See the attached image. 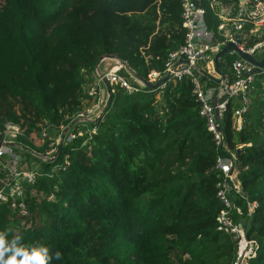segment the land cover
<instances>
[{
    "label": "trees",
    "instance_id": "trees-1",
    "mask_svg": "<svg viewBox=\"0 0 264 264\" xmlns=\"http://www.w3.org/2000/svg\"><path fill=\"white\" fill-rule=\"evenodd\" d=\"M2 1L0 133L19 123L26 129L20 141L38 151L48 143L36 147L31 134L68 125L83 110L102 58L114 55L150 79L185 41L182 0ZM207 7L215 27L219 19ZM238 57L225 55L221 66L231 69ZM200 76L208 87L218 82ZM194 88L189 76L134 93L113 86L102 117L86 123L96 132L42 161L26 224L0 205V232L29 251L46 245L48 264H233L236 241L218 229L223 174ZM250 99L243 130L233 126L234 103L224 128L247 197L233 193L241 213L232 216L258 244L251 264H264V74ZM56 164L62 168L52 171ZM249 202L257 204L251 214Z\"/></svg>",
    "mask_w": 264,
    "mask_h": 264
},
{
    "label": "built area",
    "instance_id": "built-area-1",
    "mask_svg": "<svg viewBox=\"0 0 264 264\" xmlns=\"http://www.w3.org/2000/svg\"><path fill=\"white\" fill-rule=\"evenodd\" d=\"M182 4V18L186 29L185 41L177 50L170 53L165 70L153 71L149 80L156 82L166 76H169V79L191 77L195 87L194 94L201 105L200 113L206 120L207 128L218 152L217 169L223 174V179L218 184V198L223 205L217 218L218 229L231 234L236 241L237 249L233 264H251L257 256L258 244L248 237L243 225L236 223L232 216L234 210L241 213V209L235 204L233 193L247 197L242 191L238 176L237 150L230 147L224 127L230 105L234 103L233 126L237 131L243 130L245 114L251 106L250 93L258 75L255 73L256 66L239 56L232 62V75H224L219 83L208 87L201 80L198 62L216 54L229 42H234L241 50L252 54L256 60H262L264 58V0H228V2L182 0ZM207 5L219 19L216 29L209 25ZM252 35L258 36L259 39L249 44L248 39ZM106 59H102L100 64ZM110 59L114 64L105 72L99 70L98 83L91 87L88 93L96 102L95 108H89L87 111L85 108L80 111L68 125L59 127L49 125L45 128L42 134L44 139L42 146L48 143V147L44 151L29 149L20 141L22 137H26V129L19 123H6L4 130L0 133V205H8L20 218L22 226L26 224L29 217V197L38 196L35 184L41 174L40 167L33 169L26 167L29 161L26 160L25 154L41 159L43 162L53 161L59 154L60 145H66L82 136L80 133L74 134L72 130L75 125L81 127L99 118L96 115L100 113L103 104L102 94L106 81L111 88L118 85L125 88L128 93H134L146 86L127 67L126 62L108 58ZM122 70L128 72L130 77L123 75ZM259 74H264V66ZM131 79L137 85L133 84ZM48 129L58 130L59 133L64 132V136L61 140L54 138L48 139L47 142ZM29 140L31 141L32 138L29 137ZM242 147V145L238 146L239 149ZM61 168L59 164H56L52 171ZM53 198V195L50 196V199ZM256 206L255 202H249L250 214Z\"/></svg>",
    "mask_w": 264,
    "mask_h": 264
},
{
    "label": "rangeland",
    "instance_id": "rangeland-1",
    "mask_svg": "<svg viewBox=\"0 0 264 264\" xmlns=\"http://www.w3.org/2000/svg\"><path fill=\"white\" fill-rule=\"evenodd\" d=\"M3 4V1L0 0V5ZM235 53H232V54H229V55H234ZM104 59V58H103ZM111 60V61H110ZM108 60V58L103 61L101 64L100 62L97 64L96 66V70L94 71L93 73V81L92 82H89L86 87H85V92L87 93V98H86V101L84 102V108L83 110L86 108L85 111H87L89 108H95V104L96 102L94 101V99L92 97H90L88 95L91 87L95 86L97 83H98V80H99V77H98V74L100 71L102 72H105L107 71L110 66L112 65V63L114 64V62H112V59ZM101 61V60H100ZM111 64V65H110ZM100 70V71H99ZM105 89V88H104ZM102 100H103V104L101 105V110H100V113H98L96 115V117H102L103 113L105 112V108L107 106V103H108V100H109V93L106 92L104 90L103 94H102ZM100 109V107H99ZM81 110V111H83ZM99 118L96 120H94V122L98 121ZM43 126V124H41ZM72 125V123L70 124ZM89 126V125H88ZM91 126V125H90ZM89 127H86V125H82L81 127H79L78 125H75V128L72 130V132L74 134L76 133H80V135H84L85 133H93V132H96L95 128H90ZM48 126H43L42 127V130H41V133H33L30 137L32 138L31 142H33V144L36 146V147H41L42 144L44 143V139L42 138V134L45 130V128H47ZM61 131V130H60ZM64 132L62 133H59L58 130H55V129H48V137L46 138V141L48 139H59L61 140L62 137L64 136L63 134ZM48 142V141H47ZM42 160L41 159H37L33 156H31V158L29 159V162L28 164L29 165H26V167L28 169H33V168H36V167H42Z\"/></svg>",
    "mask_w": 264,
    "mask_h": 264
},
{
    "label": "clouds",
    "instance_id": "clouds-1",
    "mask_svg": "<svg viewBox=\"0 0 264 264\" xmlns=\"http://www.w3.org/2000/svg\"><path fill=\"white\" fill-rule=\"evenodd\" d=\"M20 240L19 237L9 240L6 232H0V264H48L50 255L46 245L29 251L19 243ZM56 258H60L59 252L56 253Z\"/></svg>",
    "mask_w": 264,
    "mask_h": 264
},
{
    "label": "water",
    "instance_id": "water-1",
    "mask_svg": "<svg viewBox=\"0 0 264 264\" xmlns=\"http://www.w3.org/2000/svg\"><path fill=\"white\" fill-rule=\"evenodd\" d=\"M228 53H237L241 58H243L245 60H248L249 62H251L252 64H254L256 66V68H255V73L256 74L261 73V68L264 66V58L262 60L258 61V60L255 59V57L252 54H249V53L245 52L244 50H241L234 42H229L219 52H217L216 57H215V64H216L217 71L223 77H224V74H223V72L220 69V60ZM104 58H116V59H119L118 57H116L114 55H107ZM119 60H121V59H119ZM122 62H124V61H122ZM127 67L130 69V67L128 65H127ZM130 70L134 73V75L137 78H139L146 85V87H149L150 89H157V88L161 87L167 80H169V76H166L164 78H161V79L157 80L156 82H152L151 80L146 79L145 77H143L138 72H135L132 69H130ZM105 84L107 85L108 92H109V100H108L107 106L105 108V111H106L107 107H108V105L110 104V101H111V86H110V84L107 81L105 82ZM61 148H62V145L59 146V150H58L59 152H60Z\"/></svg>",
    "mask_w": 264,
    "mask_h": 264
},
{
    "label": "crops",
    "instance_id": "crops-1",
    "mask_svg": "<svg viewBox=\"0 0 264 264\" xmlns=\"http://www.w3.org/2000/svg\"><path fill=\"white\" fill-rule=\"evenodd\" d=\"M218 25V23H217ZM216 25V26H217ZM211 27L213 29H216L217 27ZM217 54V53H216ZM216 54H212L211 56H209L208 58L206 59H202L198 62V70L200 71V73L204 74V75H207L208 77L210 78H213V79H216L218 80L217 83L220 82V80H222V75L217 71V68H216V64H215V57H216ZM228 54H232V53H228ZM237 54V53H236ZM227 55V54H226ZM239 58V57H238ZM113 62V60H112ZM221 62H222V59L220 60V69L221 71L223 72L224 75L228 76V75H231V69L230 68H227V67H222L221 66ZM113 64V63H112ZM111 65V64H110ZM105 88V89H104ZM104 88H103V92L104 90L106 92H108V87L106 84H104ZM109 93V92H108Z\"/></svg>",
    "mask_w": 264,
    "mask_h": 264
}]
</instances>
